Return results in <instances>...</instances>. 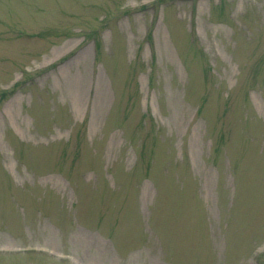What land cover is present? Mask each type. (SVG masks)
I'll return each instance as SVG.
<instances>
[{
	"label": "rangeland",
	"instance_id": "obj_1",
	"mask_svg": "<svg viewBox=\"0 0 264 264\" xmlns=\"http://www.w3.org/2000/svg\"><path fill=\"white\" fill-rule=\"evenodd\" d=\"M0 264H264V0H0Z\"/></svg>",
	"mask_w": 264,
	"mask_h": 264
}]
</instances>
